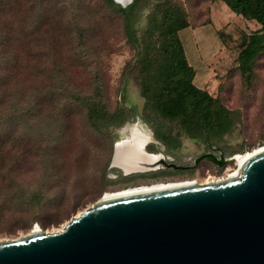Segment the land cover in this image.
<instances>
[{
  "label": "rangeland",
  "instance_id": "obj_1",
  "mask_svg": "<svg viewBox=\"0 0 264 264\" xmlns=\"http://www.w3.org/2000/svg\"><path fill=\"white\" fill-rule=\"evenodd\" d=\"M172 1L183 7L191 25L178 35L195 69L194 83L239 111L240 120L232 132L210 142L225 152L224 165L204 159L171 180L216 182L237 168L235 154L264 145V51L256 58L254 74L244 80L237 68L243 33L233 19L217 30L211 26L210 0ZM157 2L137 5L132 24L140 39ZM55 5L47 36L36 42L37 48L12 59L0 56V240L37 229L59 230L105 192L127 188L117 176H123L121 170L110 167L118 130L125 124L147 130L152 141L146 149L162 153L164 161L192 165L209 150L205 141L180 132L175 122L144 113L140 50L125 36L119 13L102 0H59ZM213 9L216 27L226 14L219 5ZM96 93L110 112L123 111L121 125L103 128L89 122L76 97ZM158 126L177 136L178 147L167 149L155 137Z\"/></svg>",
  "mask_w": 264,
  "mask_h": 264
},
{
  "label": "water",
  "instance_id": "obj_2",
  "mask_svg": "<svg viewBox=\"0 0 264 264\" xmlns=\"http://www.w3.org/2000/svg\"><path fill=\"white\" fill-rule=\"evenodd\" d=\"M216 149L192 167L224 165ZM0 264H264V149L239 176L99 199L58 231L0 240Z\"/></svg>",
  "mask_w": 264,
  "mask_h": 264
},
{
  "label": "trees",
  "instance_id": "obj_3",
  "mask_svg": "<svg viewBox=\"0 0 264 264\" xmlns=\"http://www.w3.org/2000/svg\"><path fill=\"white\" fill-rule=\"evenodd\" d=\"M58 1L0 0V56L5 54L12 59L21 52L29 54L37 48L36 42L47 36L51 10ZM222 1L232 12L260 25L258 30L244 34L240 44L237 68L247 81L254 74L257 56L264 51V0ZM139 2L132 0L122 7L115 0H102L104 7L121 15L125 36L140 50L139 78L144 113L175 122L180 132L206 143L232 132L240 120L239 111L227 108L219 97L194 83L195 69L188 62L178 35L179 30L190 25L183 7L172 0H158L140 39L132 24ZM68 15L73 20V13ZM70 17L66 18L67 27L71 25ZM208 23L209 20L204 24ZM76 98L85 106L87 119L94 126H119L125 120L122 110L110 112L105 108L100 102V93ZM153 133L167 149L178 147V138L170 129L158 126Z\"/></svg>",
  "mask_w": 264,
  "mask_h": 264
},
{
  "label": "bare ground",
  "instance_id": "obj_4",
  "mask_svg": "<svg viewBox=\"0 0 264 264\" xmlns=\"http://www.w3.org/2000/svg\"><path fill=\"white\" fill-rule=\"evenodd\" d=\"M119 1H122V0H119ZM125 1H129V0H125ZM118 131L120 133V138L116 141V144L113 145L114 146L113 154H112L113 167H118L120 169L122 168L125 172H127V170H130V167L155 168L160 165V162L163 159H165L163 154L149 153L145 149V146L148 145L152 141V138L150 136V133L147 130L140 127L139 124H134V125L125 124ZM261 149H264V145L255 147L250 152L235 154L232 157V159L235 161L237 168L231 173H229L227 177L221 178V179H226L228 177H233V176H239L240 164L248 156L253 154L255 151L257 152ZM192 183H194V181L186 180L182 182L178 181L177 183H167V184L161 183V184H156V185H154L155 184L154 183L151 186L128 187V188H123L117 191L105 192L103 196L101 197V199H108V198L132 195V194H137V193H144V192L154 191V190H159V189L183 186L186 184L189 185ZM202 184H205V183H202ZM76 216H73V217H76ZM32 231H36V230H32Z\"/></svg>",
  "mask_w": 264,
  "mask_h": 264
},
{
  "label": "flooded vegetation",
  "instance_id": "obj_5",
  "mask_svg": "<svg viewBox=\"0 0 264 264\" xmlns=\"http://www.w3.org/2000/svg\"><path fill=\"white\" fill-rule=\"evenodd\" d=\"M212 146H213V144H212ZM146 147H147V145L145 146V149H146ZM213 147L214 148L209 147L208 151L212 152L213 154H215L219 158V151L216 149V146H213ZM149 149L150 148H148L146 150L148 152H152ZM208 151H206V152H208ZM223 156L227 162L228 158L225 156L224 151H223ZM170 163H174V162H171V161H165V163L160 162V165L162 164V166L159 165L155 168H134V167H130V170H127V172H125L122 168L121 169L119 168V170H121L123 176H120V173H118L117 176H119L121 184L128 185V186H126L127 188L130 186H134V187L135 186H137V187H139V186H151L154 183H155L154 185L161 184V183H163V184L177 183V182H173L176 180H171V179H176L175 178L176 175H179L181 172H185V171L190 170L192 168V165H193V164L192 165H190V164L181 165V164H175L174 163L175 165H181L184 167L188 166L187 168H178V167L175 168V167L169 165ZM180 182H182V181H180Z\"/></svg>",
  "mask_w": 264,
  "mask_h": 264
},
{
  "label": "crops",
  "instance_id": "obj_6",
  "mask_svg": "<svg viewBox=\"0 0 264 264\" xmlns=\"http://www.w3.org/2000/svg\"><path fill=\"white\" fill-rule=\"evenodd\" d=\"M211 2V26H213L214 29H217L224 23L227 22L229 20H232L231 22L233 24H235V26L237 28H240V31L244 34H249L251 31L253 32V30H258L260 28V25L258 23H256V21L254 20H247L245 18H243L240 15H237L236 13H231L229 10V8L226 6V4L222 1V0H210ZM219 5L220 10L224 12V14H226L225 18L223 19H219V24L218 26H214V22H213V11H214V6ZM189 28L191 27L188 26ZM186 27V28H188Z\"/></svg>",
  "mask_w": 264,
  "mask_h": 264
}]
</instances>
